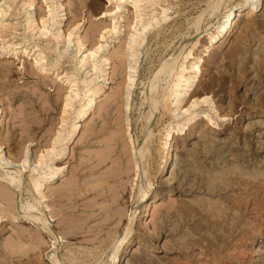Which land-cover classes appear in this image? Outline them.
I'll return each instance as SVG.
<instances>
[{"label": "rangeland", "instance_id": "rangeland-1", "mask_svg": "<svg viewBox=\"0 0 264 264\" xmlns=\"http://www.w3.org/2000/svg\"><path fill=\"white\" fill-rule=\"evenodd\" d=\"M230 1L0 0V264H264V0L206 49Z\"/></svg>", "mask_w": 264, "mask_h": 264}, {"label": "bare ground", "instance_id": "bare-ground-1", "mask_svg": "<svg viewBox=\"0 0 264 264\" xmlns=\"http://www.w3.org/2000/svg\"><path fill=\"white\" fill-rule=\"evenodd\" d=\"M223 0H217V2H218V4H219V2H220V5H221V2H222ZM230 1V0H229ZM228 2V1H227ZM226 2V3H227ZM255 1H251V0H246L245 2L244 1H242V0H232V1H230L229 3H227V5L226 6H224L223 8H222V10H223V13H225V15L227 16V19H225L223 22H221L219 25H218V27H217V33H214L213 35H212V37H211V39H210V42H209V44L207 45V46H205L206 47V49H212V47H213V45H215V44H223V43H225L226 41H227V39H229L228 37H230V35H231V33L232 32H234V28L238 25V23L242 20V19H244V18H246V17H248V18H251V17H253V15H255V13H256V11H258L257 10V4L256 3H254ZM210 3V2H209ZM62 5V4H61ZM219 5V6H220ZM264 5V4H263ZM217 6V5H216ZM219 6H218V8H219ZM211 10V9H210ZM216 11V10H215ZM64 12V11H63ZM204 12V11H203ZM263 14H264V9H263ZM53 15V14H52ZM67 16V14H64L63 16H61V15H59V17H61V20H63L65 17ZM209 18V17H208ZM207 18V19H208ZM203 19V18H202ZM201 19V20H202ZM201 23V22H200ZM146 28H143V30H145ZM93 32H94V30H93ZM141 32V31H140ZM95 33H96V29H95ZM135 41L136 40H134V42L133 43H135ZM131 52V51H130ZM178 52V51H177ZM176 55H179V54H177L176 53ZM174 56V55H173ZM181 57V56H180ZM180 57H178V59H180ZM119 58L121 59L122 57H120L119 56ZM176 58H177V56H176ZM173 59H174V61L176 60L175 59V57H173ZM162 61V60H161ZM174 61H170L169 60V62L168 63H166L165 64V62L163 63L165 66H163V68H162V66H160L161 68L160 69H158V72H159V74L157 73V75H160L161 76V71H163V69H164V73H167V72H170L172 69L173 70H175L174 69V67H175V62ZM178 61V60H177ZM176 61V62H177ZM199 62H201V61H203L202 60V57H199V60H198ZM178 63V62H177ZM176 63V64H177ZM199 65H195V67H196V71H195V74H196V77L199 75V73L201 72V69L198 67ZM177 67V66H176ZM175 67V68H176ZM154 71V70H153ZM174 72V71H173ZM173 72H171L172 74H173ZM176 72V71H175ZM151 73V72H150ZM163 73V72H162ZM172 74H170V75H172ZM156 75V76H157ZM163 75V74H162ZM203 75V74H202ZM155 76V75H154ZM155 76V77H156ZM159 77V76H158ZM157 77V78H158ZM162 77V76H161ZM160 77V78H161ZM165 77V76H164ZM163 77V78H164ZM153 78V77H152ZM184 78V76H183V74H180L179 75V80H178V82L175 84V87H176V89H180L181 88V82L183 81L182 79ZM159 79V78H158ZM195 79V76L194 77H191V79L190 80H188L189 81V83H191V84H189L187 87H186V89H185V91H193L192 90V87H193V82L195 81L194 80ZM155 81H156V79H155ZM159 81V80H158ZM152 82H153V80H152ZM167 84H169V83H167ZM154 86H155V83L153 82L152 83V88H151V92H153V90H154ZM157 86V85H156ZM155 86V87H156ZM169 88V87H168ZM102 89V88H101ZM162 90V89H161ZM100 91V90H99ZM98 92V91H97ZM180 92H182V91H178V90H176L175 91V94L176 95H179L180 94ZM94 93H96V92H94ZM159 93H160V91H159ZM163 93V92H162ZM161 93V94H162ZM163 95V94H162ZM168 95V94H167ZM161 98V97H160ZM163 98V97H162ZM166 98V97H165ZM157 99H159V97L157 98ZM206 99V98H205ZM164 100V99H163ZM128 101V100H127ZM126 101V102H127ZM158 102H159V100H158ZM159 103H161V101L159 102ZM126 104V103H125ZM156 104H157V102H156ZM193 104V103H192ZM157 106V105H156ZM156 106L152 109V113H151V119H153V117H154V113L157 111V108H156ZM191 106V105H190ZM126 108H128V103H127V107ZM189 108V107H188ZM89 112V108L88 109H85V110H82L81 111V116L82 117H87L88 116V114L90 113H88ZM150 120V119H149ZM4 122H5V119H4V109L3 108H1L0 107V128L2 127V125L4 124ZM150 122V121H149ZM151 123V122H150ZM149 123V124H150ZM187 129H189V128H187ZM150 135H151V133H150ZM149 135V136H150ZM168 141L170 140L171 142L169 143V146H168V148H167V152H166V154H165V156H166V161H165V163L162 165V168H161V172L162 173H165L169 168H170V163H171V159H172V157H173V153H174V149H173V145H172V137L170 136V132H168ZM0 136H1V132H0ZM173 136H174V134H173ZM171 138V139H170ZM148 139V138H147ZM0 141L2 142V140H1V137H0ZM148 142H149V140H148ZM2 149H4L3 147H2V144H0V169L2 168L3 169V172L4 173H1L0 174V179H1V177H3V175L5 174H7V176H9L10 174V172L9 171H11V169H13V170H15L16 171V173H18L19 174V177H20V179H16L15 177H13L12 178V182H11V184H12V186L15 188V189H18L20 186L22 187V174L20 173V171L18 172L17 170H16V168H14V167H12V164H13V166H14V158L11 156V154L10 153H8V152H6V153H4V151H5V149H4V151L2 150ZM145 153H144V151L143 150H141V152H140V155H141V159L142 160H144L145 158H144V155ZM144 155V156H143ZM26 158V157H25ZM23 160V159H22ZM27 162V161H26ZM145 165V164H144ZM145 169V168H144ZM2 171V170H1ZM14 171V172H15ZM145 171V170H144ZM128 172V171H127ZM13 173V172H12ZM23 173V172H22ZM56 174H57V172H54L53 174H52V178H54L55 176H56ZM4 181V180H3ZM5 182V181H4ZM19 182V183H18ZM20 182H21V184H20ZM10 185V184H9ZM21 189V188H20ZM110 192H111V190H110ZM144 194V193H143ZM34 195V194H33ZM72 196V195H71ZM143 197V196H142ZM148 198V197H147ZM17 200V199H16ZM144 200H142V202H143ZM154 201H155V196L153 195V196H151L150 198H148L147 199V204L146 205H144V207H143V216H142V219H143V221H144V219H146L147 217H150L151 216V214H152V212L154 211L153 210V208H154ZM146 202V201H145ZM21 203V202H20ZM17 204H18V202H17ZM22 204V203H21ZM115 204V203H114ZM36 206V205H35ZM37 209H38V207H37ZM40 210V209H39ZM138 210V209H137ZM42 212V211H41ZM40 212V213H41ZM26 213V212H25ZM43 213V212H42ZM27 218L29 217V219L31 220L32 219V221L34 220V221H42V223L43 222H45L43 225H46L45 227H47V229H49L48 231H53V230H51V228H50V224L49 223H46V221H45V219H44V217L42 218V215L41 216H39L38 214H34L33 216L32 215H27L26 216ZM147 221V220H146ZM130 226V225H129ZM130 229H131V227H130ZM129 229V230H130ZM128 230V229H127ZM128 230V231H129ZM55 231V230H54ZM130 232V231H129ZM52 234H53V232H52ZM51 234V235H52ZM55 235V234H54ZM57 235V234H56ZM53 237H55V236H53ZM56 237H58V236H56ZM55 237V238H56ZM56 239H59V238H56ZM59 246V245H58ZM258 252V251H257ZM58 260V259H57ZM183 263V262H182ZM59 264V263H58Z\"/></svg>", "mask_w": 264, "mask_h": 264}]
</instances>
